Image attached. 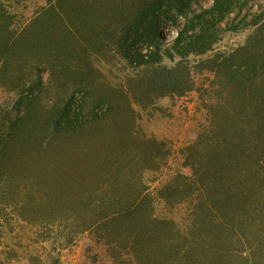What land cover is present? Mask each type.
Returning <instances> with one entry per match:
<instances>
[{
	"label": "rangeland",
	"instance_id": "obj_1",
	"mask_svg": "<svg viewBox=\"0 0 264 264\" xmlns=\"http://www.w3.org/2000/svg\"><path fill=\"white\" fill-rule=\"evenodd\" d=\"M1 2L7 15L0 18V132L17 121L20 124L10 134L7 151L0 153V264H238L236 254L241 250L251 264H264V235L260 234L264 192L262 201L244 211L212 206L206 192L196 194L191 186L166 194L173 184L181 187L180 175H193L190 156L201 153L198 143L219 132L212 127L216 112L211 107L220 100L219 89L228 85L223 86L221 73L208 71L209 63L221 64L231 50L254 35L253 22L260 23L264 0H239L207 52L201 54L194 46L182 58L173 50L179 30L192 14L210 9L213 0H194L176 21V12L165 3L164 13L154 17L160 39L137 41L131 52L146 57L159 48L170 55L160 64L179 69L190 90L183 96L154 99L141 95L138 77L144 76L145 69L123 56L110 36L112 30L97 32L109 43L106 52L92 53L86 61L94 76L81 81L80 73L83 87L72 84H78L76 66L84 72V62L68 51L72 44L63 38L66 31L57 27V17L71 11L70 2L83 11H90L93 4L96 8L85 17V24L94 16L101 28L113 17L117 4L109 0L108 4L106 0ZM102 10L107 11L106 19ZM235 26L236 31H229ZM198 33L199 28L189 35ZM21 97L33 99L28 109L19 104ZM99 97L107 101L102 110L93 101ZM112 106L130 115L120 131H113L118 130L114 123L118 111ZM65 112L68 118L59 123ZM97 113L104 121H94ZM22 133L27 140L24 146L15 140ZM139 139L147 145L138 146ZM75 159L81 161L80 169ZM203 162L196 163L199 172L206 169L208 162ZM132 204L141 209L129 217L126 209ZM149 216L160 223L151 225ZM197 228L202 238L193 236ZM213 233L222 240L213 241Z\"/></svg>",
	"mask_w": 264,
	"mask_h": 264
},
{
	"label": "trees",
	"instance_id": "obj_2",
	"mask_svg": "<svg viewBox=\"0 0 264 264\" xmlns=\"http://www.w3.org/2000/svg\"><path fill=\"white\" fill-rule=\"evenodd\" d=\"M1 1L4 0H0V18H3L6 17L7 13ZM106 1L108 4V0ZM109 1L117 4L118 7L113 8V17L106 20L107 23H102V29L97 26L94 16L88 17L90 24H85V17L89 14L93 15V11L96 8L93 4L90 11H83L82 8L78 9V6L76 7L73 2H70L71 14L69 12L66 15L57 17L59 19L57 27L61 25V27H64L62 30L66 31V34H63V38H67L68 42L72 44L68 51L72 53L75 60L84 62V72H81L76 66L78 69L76 72L78 84H72L83 87V84L80 83V73L82 74L81 81L83 79L88 80L94 76L93 67L87 64L86 61L90 60L92 53L102 55L106 52L107 44L109 43V41L104 42L97 32L112 30L110 31V36L118 44L123 56L129 60L131 65H137V67L145 69L144 76L138 77V81L140 80V85L142 86V89L139 90L141 95L157 96L158 98L173 94L178 96L185 95L190 88L183 79L181 71L177 68L169 69L160 64L164 56L168 57L170 55L163 54L158 48L156 52L150 53L149 56L145 57L141 53L132 54L133 51L131 52V49L132 45L137 43V41L146 40L153 43L155 40L158 41L160 39L159 26L156 24L154 17L159 18L160 16L158 15L164 13L163 8L166 5L170 9L169 11L174 10L176 12L173 16L176 21L180 17L183 18L187 8L191 6L194 0H129L128 2H131V6L127 4V0ZM238 1L213 0V5L210 9L192 14L191 18L185 20L184 29L178 32V38L173 46L174 52H177V55L181 58L186 57L188 49L196 46L201 54H205L207 46L212 45L217 40L218 27L223 25L226 18L235 12ZM107 4L102 6L104 10L108 9ZM102 12V19H106L105 13L107 11L102 10ZM155 12L157 15H154ZM72 15L76 16L79 21L78 24L73 22L74 16ZM259 18L260 23L253 22L256 28L254 35L247 39L248 41L244 46L231 50L229 59H226L228 61L221 60L222 63L219 62L221 64H218V60H214V62L209 63L210 70L208 71L217 75L221 73L223 86L226 87L228 85L225 89H219L217 93L220 94V100H216L215 106L211 107V111L216 112V122L212 121V127H216L219 132L205 139L206 143L203 144L202 142L204 141L198 143L201 148L199 152L201 153L198 155L196 152L194 157L190 156V162L194 163L192 165L193 175L190 177L180 175L181 179H183L181 187L173 184L176 186H170L168 188L169 192L166 194H170L175 188L177 193L179 188L183 190V187L191 186L190 189H193L196 194L206 192L210 205H219L221 208L228 206L233 209L237 208V211H244L253 203L254 208L256 202L262 201L261 196H263L262 192H264V60H261V58L263 56L262 48H264L262 46L264 44V14L260 15ZM246 19H244V22ZM68 22L70 24L67 26ZM197 28H199L198 34L189 35L192 30ZM236 28V26L230 27L229 31H236ZM47 45L53 48L49 43ZM258 45L260 49H258ZM7 47H11L10 42ZM5 50L8 51L9 48ZM224 54L226 53L216 55V59L223 58ZM3 67H6L5 63H3ZM81 68L83 69V67ZM222 71H225V73ZM131 82L135 83V80ZM31 97H21L19 104L26 106L28 109L29 105L33 103ZM93 101L99 102L95 107L101 110L105 105L104 103L107 102H104L105 100L101 97L94 98ZM109 103L112 104L111 102ZM120 105H122L121 102H119ZM112 108L118 111L114 120V123H118V130L113 131H120L126 126L130 115L124 113L119 107L117 109L112 106ZM99 116L100 114L98 113L95 115V122L104 121ZM61 117L58 122L64 123L65 118H68V113L65 112ZM106 117L107 114L104 115L105 120ZM19 124L20 122L17 121L16 124L8 126L4 132H0L1 156L7 151L10 134L14 133ZM15 140L22 141L23 146L27 142L24 133L21 134V138L16 137ZM13 142L14 139L11 144ZM139 145L142 147L147 145V143L145 140L142 142L139 139ZM203 146L205 147L203 148ZM85 157H88L89 160L91 159V155L87 154V152ZM201 161H204L203 163L208 162V164L206 169H202L199 172L196 167ZM73 163L77 168L82 167L79 164L81 161L78 159L73 160ZM87 164L89 167H94L91 162ZM211 169H216L218 172L212 174ZM87 170L89 171L90 169ZM204 176L207 177L206 181ZM209 191L213 193H209ZM248 201V205L244 206ZM140 209L139 205L132 204L126 209V213L131 217ZM150 219L149 216L148 220L151 225L160 223L156 219ZM172 225L175 227L176 232L184 234L180 232L176 225ZM172 225L171 232H174ZM200 230L197 228L196 233L193 234L196 239L201 237L202 230ZM260 234L264 235V231ZM214 240H222L219 233H213ZM241 251L236 254L237 262H235L239 264L243 260L245 264H251L248 257L244 258L240 255ZM224 261H229V256L224 257Z\"/></svg>",
	"mask_w": 264,
	"mask_h": 264
},
{
	"label": "clouds",
	"instance_id": "obj_3",
	"mask_svg": "<svg viewBox=\"0 0 264 264\" xmlns=\"http://www.w3.org/2000/svg\"><path fill=\"white\" fill-rule=\"evenodd\" d=\"M178 38V37H177Z\"/></svg>",
	"mask_w": 264,
	"mask_h": 264
}]
</instances>
